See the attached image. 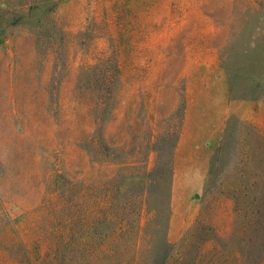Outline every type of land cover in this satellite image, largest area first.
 Wrapping results in <instances>:
<instances>
[{"label":"rangeland","instance_id":"1","mask_svg":"<svg viewBox=\"0 0 264 264\" xmlns=\"http://www.w3.org/2000/svg\"><path fill=\"white\" fill-rule=\"evenodd\" d=\"M5 261L264 264V0H0Z\"/></svg>","mask_w":264,"mask_h":264},{"label":"trees","instance_id":"2","mask_svg":"<svg viewBox=\"0 0 264 264\" xmlns=\"http://www.w3.org/2000/svg\"><path fill=\"white\" fill-rule=\"evenodd\" d=\"M60 248H61V245L60 244H58L57 246H56V250H55V253H54V255L57 253V254H59L60 255ZM25 256H27V257H30L28 254H25ZM258 259V258H257ZM54 260V259H53ZM16 262V261H15ZM4 264H9V263H6V261H5V263Z\"/></svg>","mask_w":264,"mask_h":264}]
</instances>
